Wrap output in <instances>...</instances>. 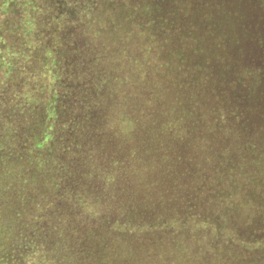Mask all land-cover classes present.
Returning a JSON list of instances; mask_svg holds the SVG:
<instances>
[{
	"label": "trees",
	"instance_id": "trees-1",
	"mask_svg": "<svg viewBox=\"0 0 264 264\" xmlns=\"http://www.w3.org/2000/svg\"><path fill=\"white\" fill-rule=\"evenodd\" d=\"M0 181V264H264V0H0Z\"/></svg>",
	"mask_w": 264,
	"mask_h": 264
},
{
	"label": "rangeland",
	"instance_id": "rangeland-1",
	"mask_svg": "<svg viewBox=\"0 0 264 264\" xmlns=\"http://www.w3.org/2000/svg\"><path fill=\"white\" fill-rule=\"evenodd\" d=\"M236 21H232L224 24V26H230L233 29L235 23H233ZM234 47V46H232ZM108 134L111 135L110 132H107ZM106 142L109 144V138H102L100 137V141L98 139L96 148L94 150V154L93 155H89L90 158H87V160L84 161V176H85V184L86 183H94L93 185L89 186L91 187L93 190L97 189L99 184V189H103V187H106V174L108 172L109 169V164L107 163L108 160L110 159V155L107 153L108 150H110V148L107 146ZM116 153H118V160H119V150H120V144L117 142L116 143ZM0 207H2V210L0 211V214L3 213L4 215V220L6 221H11L12 219V214L11 212H14L17 210L18 207H20L21 204L19 203H14L15 200H25L29 197L28 193L25 191V189L29 188V186H26V188H23L22 185H18L16 186V184H9L8 182H2L0 181ZM103 192V191H102ZM91 201L92 198H91ZM101 201H104L103 199H101ZM26 208L27 213H29V215L31 213L34 212L35 208L37 207L38 209L41 208L43 205H45L43 202L41 201H31L27 204H23ZM119 205V204H118ZM12 206V209L9 210L11 212H4L6 210H8L9 207ZM107 204L102 203V205L100 204L99 207V211L101 212V209L103 211H106L107 209ZM120 208V206H119ZM123 211V210H122ZM124 211L127 212V218H128V214H130L131 209L127 210L126 207H124ZM131 218L133 219V217L135 216L133 213L130 214ZM23 219V218H21ZM39 220V218H38ZM40 221V220H39ZM4 221H2L1 223H3ZM23 223V222H22ZM21 223V224H22ZM18 225V226H21ZM33 229H34V225H36L34 222L33 224ZM16 228V226H15ZM109 239V234L107 236H105V240ZM30 245L26 246L25 248H29ZM35 248H40V245H35ZM91 249V248H88ZM20 252L16 253V256L19 258L22 255L20 254ZM0 254H1V250H0ZM4 254H1V258H3Z\"/></svg>",
	"mask_w": 264,
	"mask_h": 264
}]
</instances>
